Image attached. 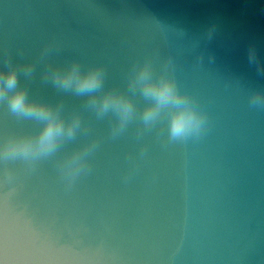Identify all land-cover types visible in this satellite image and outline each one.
I'll return each instance as SVG.
<instances>
[{"label":"water","instance_id":"water-1","mask_svg":"<svg viewBox=\"0 0 264 264\" xmlns=\"http://www.w3.org/2000/svg\"><path fill=\"white\" fill-rule=\"evenodd\" d=\"M146 61L207 114L198 138L170 142L166 117L146 130L138 116L113 137L111 114L54 80L102 68L96 97L124 93L139 113L128 81ZM261 69L264 0H0V76L17 71L30 99L80 118L48 158L0 157V264H264ZM39 127L0 100V148ZM93 145L69 182L64 161Z\"/></svg>","mask_w":264,"mask_h":264},{"label":"clouds","instance_id":"clouds-1","mask_svg":"<svg viewBox=\"0 0 264 264\" xmlns=\"http://www.w3.org/2000/svg\"><path fill=\"white\" fill-rule=\"evenodd\" d=\"M256 57L257 52L253 47L249 50V63H255ZM30 72L31 69H28L27 74ZM18 80L15 70L0 76V83L4 84L0 88V100H7L8 110L13 115L33 121L40 127L34 135L9 137L0 148V157L29 162L48 158L58 151L66 139L75 138L80 118L75 117L71 122H66L50 105L30 99L26 90L17 87ZM54 80L58 87L88 97V103L95 109L98 119L111 114L115 125L112 129L113 137L124 133L137 116L146 130L153 129L166 117L170 142H186L198 138L207 126V114L192 103L176 79L168 74L157 75L148 61L134 65L128 81L129 91L138 93L145 101L139 113L134 101L124 93L112 91L100 98L96 97L95 94L104 86L105 73L102 68L84 71L78 65H73L63 72L58 71ZM9 92L12 93L10 96ZM250 104L264 108V93H255L250 98ZM94 147H85L64 161L62 174L69 182L75 181L82 172L88 170L87 158Z\"/></svg>","mask_w":264,"mask_h":264}]
</instances>
